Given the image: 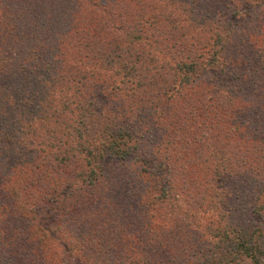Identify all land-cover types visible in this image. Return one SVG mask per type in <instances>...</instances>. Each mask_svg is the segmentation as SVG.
Segmentation results:
<instances>
[{"label": "trees", "instance_id": "1", "mask_svg": "<svg viewBox=\"0 0 264 264\" xmlns=\"http://www.w3.org/2000/svg\"><path fill=\"white\" fill-rule=\"evenodd\" d=\"M24 5L25 10L17 11L26 13L28 6ZM22 15H17V19L22 21ZM42 16L41 13L37 18ZM223 19L227 17L219 13L201 15L197 25L207 26L213 36L206 42L196 38L190 44L181 42V48L191 50V53L196 50L195 56L189 60L181 57L179 63L174 58L175 68L169 84L163 86L167 80L154 78L156 82L151 83L158 86V95L171 101L181 87L191 85L210 87V96L223 97L221 109L229 104V98H233L234 103L239 100L235 101L230 94V86L235 85L239 77L233 76L232 64L224 53L232 29ZM12 27L9 14L0 13V38L13 31ZM52 30L51 25L46 28L50 33ZM60 39L58 46H49L55 53L52 57H36L38 49L29 44L23 59L16 62L10 58L0 60V73L5 68L6 74V78L0 79V210L4 208L16 215L20 212L16 211V206L24 204V213L33 215V219L13 218L11 223L7 222L4 211V217L0 219V264H30L35 257L41 264H54L55 248L57 244L61 245L59 231L66 226L70 228L69 224L72 235L64 239V247L72 255L80 254L86 264H264V167H256L252 177L244 164L247 161L238 163L224 152L228 150L222 149L218 158L220 141L229 151L234 146L231 140L235 138L230 137L226 144L223 142L225 137L237 136L240 140L249 136L256 152L248 155L247 160L251 159L253 164L256 158V165H259L258 159L264 158V154L261 156L264 152L263 118L258 119L257 115L256 119L243 117L240 120L234 116L232 123L235 122L236 128L226 125L217 131V125L206 127L210 133L200 134L205 135L201 139L195 135L200 132H191L197 148L200 145L207 152L201 155L205 157H197L206 161L207 169L205 174L186 183L191 174L185 172L189 167H183L184 174L180 177L185 192L178 194L176 164L189 156L162 158L157 149L162 146L158 136L144 137L153 134L148 122L156 114L162 115L159 110L163 102L151 100L141 109L127 103L137 97L129 92H141L146 88L143 85L146 73L152 70L159 73L165 68L157 59L144 56L146 48L152 51L153 45L148 41L142 43L140 36L133 37L131 48L107 60L109 68L117 65L118 75H122L119 87L108 84L103 94L98 91L96 95L84 91L83 81L87 78L83 74L74 83L62 81L64 75L61 73L66 63L65 53L59 47L63 35ZM176 46L171 50L174 51ZM208 71L217 77L215 81H205L204 75ZM47 86H53L51 94L47 92ZM58 93L62 98L60 102L64 100L60 106L56 105L58 99L52 98ZM263 106L264 101L259 105L261 113ZM61 113L64 117L71 115L79 126L64 123L62 131L48 132L42 137L47 120ZM217 132L223 134L221 140ZM260 133H263L260 136L262 142L257 143ZM168 144L173 145L171 141ZM167 149L164 148L165 154ZM116 162L131 163L137 182L141 183L147 176L156 182L162 181L157 200L169 202L171 215L183 213L185 221L165 220L153 226L149 207L153 208L154 203L150 201L148 207L146 204L138 206L135 202L132 214L123 213L120 206L125 205V198L130 199L133 194L138 198L139 188L132 191L129 186L115 187L118 182L115 183L114 171L107 166ZM246 175L252 181L250 190L236 184L232 188L226 185L227 179L231 182ZM25 189L33 191L35 197L29 196ZM126 190H129L127 194ZM22 191L27 192V196H22ZM31 198L35 207L31 206ZM228 201L234 202L231 207L226 205ZM200 207L207 210L204 213L210 215L208 220L196 214ZM133 215L138 222L136 227L129 222ZM64 216L67 221L66 218L62 221ZM39 226L44 230L42 236H38ZM22 244L29 249H19Z\"/></svg>", "mask_w": 264, "mask_h": 264}, {"label": "rangeland", "instance_id": "2", "mask_svg": "<svg viewBox=\"0 0 264 264\" xmlns=\"http://www.w3.org/2000/svg\"><path fill=\"white\" fill-rule=\"evenodd\" d=\"M46 2H48V5ZM24 4L28 6L26 13L22 11L26 7ZM19 9L22 10L17 11ZM4 11L9 14L13 31L10 30L6 33L5 29L4 33L6 34L3 38H0V60L2 58H10L16 62L23 59L22 57L28 51L29 44L38 49L35 54L36 57H52L55 53L51 52L52 48L50 49L49 46H58L61 35H63V43L59 47L65 53L64 62L66 63V66L62 67L63 72L61 74L64 75L62 81L64 83H74L83 74L82 76L87 78L86 81H83L85 85L83 89L89 93L96 94L99 91L103 94L108 84L119 87L122 75H118L117 65L109 68L107 60H112L122 50L131 48L130 42L133 37L140 36L143 39L142 43H147L148 41L153 45L152 51L146 48L144 56L148 59L149 57L157 59L165 68L160 70L159 73L153 70L146 73L143 79V85L146 88H143L141 92H129L130 94L134 93L137 97L127 103H132L131 105L134 104V107L141 109L147 107L151 100L159 99L163 102V107L161 106L162 109L159 110L162 115L156 114V117H151L148 122L154 130L153 134L144 135V137L158 136L162 146L157 149L161 152L162 158L171 159L169 157L171 155L189 156L183 162L176 164L178 184L180 185L178 186L180 188L178 194L185 192L184 183L180 177L181 174H184V168L189 167L185 172L191 174L190 179H186V183L193 180L194 177L196 178V176L205 174L207 169L206 161L197 159V157H205L201 155H206L207 152L200 145L197 148L194 137L190 135L191 132H200L199 135H195L198 139H201L205 135L200 136V134L210 133V131L205 129L206 127L217 125L215 126L217 131L226 125L227 127L236 128L234 126L235 122L232 123L234 116L240 120L243 117L251 120L256 119L258 115V119L263 118L264 121V112L261 113L259 111V105L264 101V0H54L53 2L50 0H0V13ZM41 13L43 15L42 18H37L41 16ZM216 13L227 17V19H223V22L231 25L232 34L230 33V42L224 53L226 59H229L232 64L230 69L233 76L239 77L235 85L230 86L232 88V93L230 94L235 97V101L239 100L234 103L233 98H229V95L226 94L227 99L229 98V104H225L222 111L223 97L210 96L208 92L210 87L208 88L207 86V88L205 86L199 88L197 86L184 85L181 87L182 90L175 94L171 101L158 95L160 94L158 86L153 85L151 82H156L155 79H158L157 81L161 79L167 80V82H163V86L170 83L175 68L174 58L179 63L181 57L184 60H189V57L192 59L195 56L196 50L191 53V50H187L184 47L181 48V42L190 44L193 38L206 42L214 33L207 30V26L201 27L197 25V20H199L201 15H215ZM17 15H22V21L17 19ZM50 25L53 28L52 33L46 31V28ZM203 29L205 32L202 33ZM174 45L177 46L173 51L171 49ZM38 47L44 48L39 49ZM182 49L183 52L181 53ZM94 63L98 64L95 65ZM150 65L153 64L150 63ZM3 69V72L0 73V79L6 78L5 68ZM204 77L207 82H213L217 78L211 71H208ZM128 86L130 87V85ZM52 87L47 86L46 90L49 94L52 93ZM59 93L52 97L55 100L58 99L57 106L64 103V100L60 102L62 98L59 97ZM64 96H66L65 93ZM210 97H212L211 101L208 100ZM225 112L226 116H224ZM64 123L79 126V123L71 119V115L64 117L61 113L55 115V117L51 116L47 120V126L41 132V134L43 133L42 137L46 136L48 132L62 131ZM141 130L143 131L144 129L141 128ZM158 131L160 132L158 133ZM262 131H264V128ZM251 132L255 134L254 130ZM217 133L220 135L219 140H221L223 134ZM262 134H259L257 143L262 142L260 140ZM230 137L237 138V136L230 135L225 137L223 142L227 144ZM235 139L231 140L234 146H232L230 151L228 147L223 148L224 143L220 141L218 158L223 151L222 149L228 150L224 152H228V156H233L238 163L242 160L247 161L244 163L246 169L254 177L255 172L253 171H256L255 168L264 167V158L260 157L258 159L257 157L260 162L259 165H256V158L252 164L251 159L247 160V156L255 154L256 150L249 136L240 140L238 138V140L234 141ZM254 140H256V137ZM170 141L173 145H166ZM165 147H168L167 154L164 152ZM263 154L264 152L261 153V156ZM153 155L156 156L155 153ZM244 156H246L245 159L240 158ZM132 166L129 162H116L107 166V169L114 171L115 183L116 181L118 182L115 187L124 188V186H129L132 191H136L139 188L138 198L133 197L134 194L131 196L132 192L128 195L131 196L130 199H127L128 197L125 198V205L120 206L123 213L129 212V214H132L135 210V202L138 206L146 204L148 207V202L150 201L154 203L153 208L149 207V214L153 216L150 222H153V226L165 220L171 222L179 219L184 222L185 214L171 215L169 202H162V204L157 200L162 188V181L156 182V179L148 178L147 176L141 183L137 182L134 179V173H132ZM148 168L154 170L152 166ZM250 183L252 181L249 175L237 178L231 182L228 179L226 180L228 187H235L236 184L242 188L244 186L248 187L246 191L250 190ZM148 185H150L149 190H144ZM25 190L29 193V196L35 197L33 191ZM129 190H126V194ZM27 192L22 191V196H27ZM23 199L28 200L27 198ZM132 199L135 200L133 201ZM31 203V206L35 207L33 200ZM232 203L234 202L228 201L226 205L231 207ZM4 211L7 213V222H13V218L33 219V215H28L27 212L24 213V204L16 206V211H20L16 215H12L14 213L1 208L0 219L4 217ZM206 211L205 208L200 207L197 208L196 214L202 219H207L210 215L205 214L204 212ZM64 219L65 221L68 220L65 216L62 221ZM129 222H131L133 227L138 226L134 215ZM20 227H23L22 224ZM66 227L60 229L58 234L61 235L59 242L62 246L57 244V248H55L57 254H55L54 264H86L80 254L72 255L64 247V239L72 235L70 231L72 225L69 224L70 228ZM37 232L38 236L43 235L42 226H39ZM10 233H12L11 230ZM21 242L24 243L22 240ZM19 249L28 250L29 247L22 244ZM91 253L95 252L92 251ZM30 264H41V262L38 257H35L30 261Z\"/></svg>", "mask_w": 264, "mask_h": 264}]
</instances>
